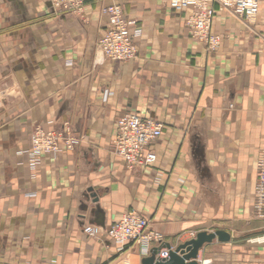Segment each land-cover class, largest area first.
I'll list each match as a JSON object with an SVG mask.
<instances>
[{
  "label": "crops",
  "instance_id": "obj_1",
  "mask_svg": "<svg viewBox=\"0 0 264 264\" xmlns=\"http://www.w3.org/2000/svg\"><path fill=\"white\" fill-rule=\"evenodd\" d=\"M168 2L83 0L77 16L49 0H0V264H141L153 249L216 231L230 240L204 244L197 264H264V220L254 217L264 1L252 21L215 7L213 52L192 38L189 10ZM111 5L134 36L130 61L96 49L107 28L101 10ZM125 114L163 125L150 167L129 171L112 153ZM37 128H64L78 144L41 154L32 168ZM130 211L163 237L146 255L83 233Z\"/></svg>",
  "mask_w": 264,
  "mask_h": 264
},
{
  "label": "built area",
  "instance_id": "obj_2",
  "mask_svg": "<svg viewBox=\"0 0 264 264\" xmlns=\"http://www.w3.org/2000/svg\"><path fill=\"white\" fill-rule=\"evenodd\" d=\"M54 10L81 16L83 0H49ZM264 0H169L168 5L175 11L189 10L186 25L192 38L203 43L211 52L219 46V37L211 31L215 7L234 17L252 21L259 12ZM107 19V28L98 39L97 51L107 61L126 62L136 57L137 48L134 36L129 31L120 6L111 5L101 10ZM163 125L151 119H142L135 114H125L116 121V134L111 142L112 153L117 156L127 170L150 167L156 161V155L149 147L161 136ZM78 141L70 137L64 128L61 131L34 129L30 134L28 155L33 168L41 154L56 155L70 151ZM254 217L264 220V153L256 163V183L254 187ZM102 232L118 251L128 244L140 248L143 255L151 251L152 246L162 244L163 237L149 230L148 221L133 211L102 230L97 226H86L83 233L90 238L99 237ZM167 250H162L157 258L167 259Z\"/></svg>",
  "mask_w": 264,
  "mask_h": 264
},
{
  "label": "water",
  "instance_id": "obj_3",
  "mask_svg": "<svg viewBox=\"0 0 264 264\" xmlns=\"http://www.w3.org/2000/svg\"><path fill=\"white\" fill-rule=\"evenodd\" d=\"M214 239H217L219 242H228L230 237L223 231H216L214 233L200 232L194 239L174 249L167 246V259L157 258L161 249L156 248L151 251L149 257L141 261V264H197L198 250L202 248L204 244L211 243Z\"/></svg>",
  "mask_w": 264,
  "mask_h": 264
},
{
  "label": "rangeland",
  "instance_id": "obj_4",
  "mask_svg": "<svg viewBox=\"0 0 264 264\" xmlns=\"http://www.w3.org/2000/svg\"><path fill=\"white\" fill-rule=\"evenodd\" d=\"M257 239V237L254 238V240ZM259 239V238H258ZM264 239V238H263ZM252 240V239H251ZM261 240V239H260Z\"/></svg>",
  "mask_w": 264,
  "mask_h": 264
}]
</instances>
